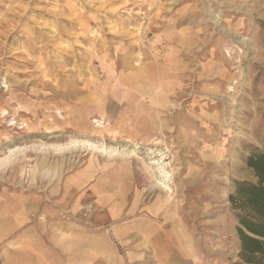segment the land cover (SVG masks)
I'll use <instances>...</instances> for the list:
<instances>
[{
  "label": "rangeland",
  "instance_id": "1",
  "mask_svg": "<svg viewBox=\"0 0 264 264\" xmlns=\"http://www.w3.org/2000/svg\"><path fill=\"white\" fill-rule=\"evenodd\" d=\"M162 1L0 0V196L55 203L71 174L92 157L110 159L112 150L132 163L145 204L170 203L198 236L209 235L207 225L227 212L226 203L233 214L229 194L244 179L229 175L231 154L240 159L233 172L249 175L242 162L264 150V0H176L191 8L197 41L170 130L124 141L84 115L115 45L128 42L142 59L153 58ZM184 108L200 118L221 112L222 162L200 156L194 141L201 131L176 118ZM45 160L48 169L59 165L60 178L38 172ZM97 211L65 207L60 216L88 226Z\"/></svg>",
  "mask_w": 264,
  "mask_h": 264
},
{
  "label": "crops",
  "instance_id": "2",
  "mask_svg": "<svg viewBox=\"0 0 264 264\" xmlns=\"http://www.w3.org/2000/svg\"><path fill=\"white\" fill-rule=\"evenodd\" d=\"M157 6L154 16L161 42L153 58L142 59L128 42L115 45L105 81L87 101L85 117L102 122L94 128L124 141H150L173 127L175 97L182 95L189 67L187 55L196 47L191 8L176 5V0ZM194 113L184 108L176 118L189 119L181 123L201 131L194 141L201 157L222 162L225 151L217 130L221 112L215 108L201 118ZM208 141H214L211 152L205 149ZM109 154L106 161L92 157L71 174L62 191L55 189L54 194L62 195L55 203L36 201L31 195L0 196V264H228L239 259V222L228 203L227 212L207 225L209 235L198 236L170 203L146 205L132 163L113 157L112 150ZM231 157L228 174L256 182L245 161L249 175L235 174L240 159L234 153ZM45 163L38 171L43 177H61L57 163V173ZM89 204L98 211L88 226L60 216L65 207L77 210Z\"/></svg>",
  "mask_w": 264,
  "mask_h": 264
},
{
  "label": "trees",
  "instance_id": "3",
  "mask_svg": "<svg viewBox=\"0 0 264 264\" xmlns=\"http://www.w3.org/2000/svg\"><path fill=\"white\" fill-rule=\"evenodd\" d=\"M257 182L235 180L229 194L230 208L239 222L241 242L239 259L228 264H264V150H255L247 158Z\"/></svg>",
  "mask_w": 264,
  "mask_h": 264
},
{
  "label": "bare ground",
  "instance_id": "4",
  "mask_svg": "<svg viewBox=\"0 0 264 264\" xmlns=\"http://www.w3.org/2000/svg\"><path fill=\"white\" fill-rule=\"evenodd\" d=\"M94 122H97V124H96V126H101V123L102 122H98L97 120L96 121H94ZM5 162V161H4ZM43 163H44V161H43ZM43 163H42V165H43ZM43 169H44V166L42 167ZM53 173H57L58 171V166H57V164H55L54 166H51V168H49ZM169 191V190H168Z\"/></svg>",
  "mask_w": 264,
  "mask_h": 264
}]
</instances>
